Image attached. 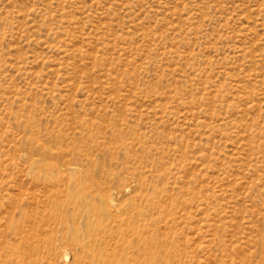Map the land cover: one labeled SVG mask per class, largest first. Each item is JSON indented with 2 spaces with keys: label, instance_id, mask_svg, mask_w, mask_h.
<instances>
[{
  "label": "rangeland",
  "instance_id": "obj_1",
  "mask_svg": "<svg viewBox=\"0 0 264 264\" xmlns=\"http://www.w3.org/2000/svg\"><path fill=\"white\" fill-rule=\"evenodd\" d=\"M0 264H264V0H0Z\"/></svg>",
  "mask_w": 264,
  "mask_h": 264
}]
</instances>
